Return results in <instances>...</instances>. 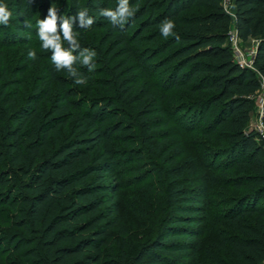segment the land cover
I'll return each mask as SVG.
<instances>
[{
  "label": "trees",
  "instance_id": "trees-1",
  "mask_svg": "<svg viewBox=\"0 0 264 264\" xmlns=\"http://www.w3.org/2000/svg\"><path fill=\"white\" fill-rule=\"evenodd\" d=\"M0 2L15 20L4 29L7 37L0 27L3 50L20 46L14 30L39 40L37 21L51 6L63 17L87 9L94 24L75 30L81 48H94L102 67L89 72L77 64L87 85L50 67L41 84L22 78L1 85L7 78L1 73L0 264H171L169 253H180L175 234L193 229L216 240L217 251L204 256L211 264H264V140L251 126L264 91V0H230L234 16L226 11L228 0H130L135 15L122 28L99 14L115 9L117 0ZM166 19L175 23L179 39L161 35ZM233 26L243 43L258 42L253 69L235 61ZM98 34V48L87 43ZM42 59L48 65L51 53H37L36 60ZM176 97L180 106H164ZM184 111L194 124V139L207 145L194 159L178 163L183 152L160 133L168 123L151 118L176 123ZM164 146L169 169L153 160ZM193 161L194 175L213 184H222L213 176L217 170L240 174L225 183L238 195L227 196L221 213L212 216L216 222L208 225L204 207L196 201L186 205L184 183ZM128 164H140L158 178L157 186L144 187L143 202L159 208L162 200L176 208L167 212L160 235L136 250L119 201L121 189L132 182L122 178ZM153 193L155 199L149 197Z\"/></svg>",
  "mask_w": 264,
  "mask_h": 264
},
{
  "label": "rangeland",
  "instance_id": "rangeland-1",
  "mask_svg": "<svg viewBox=\"0 0 264 264\" xmlns=\"http://www.w3.org/2000/svg\"><path fill=\"white\" fill-rule=\"evenodd\" d=\"M13 19L14 18H11L10 21L14 22L15 20ZM8 25H10V22ZM0 27H2L1 30L7 29L6 26L3 25H1ZM8 29L10 31L14 30L13 26H8ZM13 32L14 33L12 35H16L18 37V40H21V42H18L20 46L16 47L15 49H0V77L1 73L4 72L7 75V78L3 82H1V85L6 83V80L8 79L21 80L23 78L27 81L40 84L48 81V73L46 67L54 69V65L49 61L47 65V61L44 59H42L40 62H38L37 60H30L27 55L30 50H35L37 53H41L42 49L40 47V40H34V35L27 36L25 33L23 34L15 30ZM7 35V30H4L2 32V37H7ZM99 40L100 34H98V36L90 35L87 38V43L98 48ZM24 43L27 44L24 45ZM257 46L258 44L255 40H252L248 43H242V46L240 47V50L242 52V56L240 57L241 60L245 59L247 62H250L251 58H249V55H253V53L255 54L257 52ZM93 50L95 49L93 48ZM97 56L95 57L94 71L96 70L99 73L101 72L102 67L100 63L97 62ZM25 68H29V70H26L27 72H25L23 75L17 76L16 78L14 77V75L18 71H22ZM83 91L85 94L88 93L86 89H84ZM172 100L174 101L173 104L170 105L168 103H165L164 106L170 109L175 105L180 106V104L182 103L180 97H176ZM256 103L257 107L251 124L252 128L256 127V125L260 123V115L263 111L264 91L257 97ZM185 114L187 113L184 111L182 114L176 117L177 122H179L181 125H179L177 122L176 124L175 121L174 123H171L170 121H168L169 118H166L165 116L155 115L153 118H151L153 120L159 119L165 124L168 123V126L162 129L160 133H163L169 137L170 146H173L176 150L179 149L183 152L182 156L177 160L178 163H182L184 160L190 161V157L191 159H194V155L198 152H204L205 145H207L204 139H194V124L191 121H187V118L183 117ZM152 143H154L155 145V143L157 144L159 142L154 141ZM161 148L162 152H160V158L153 157V160L154 162L162 165L164 169H169L170 163L168 162L167 158H163V155H165L166 153V146ZM172 155L175 154L173 153ZM146 158L150 159L149 155L146 154ZM142 163H144V161H142ZM188 170L189 173L184 183L189 189V200L186 205L192 204L194 203V201H196L200 206L204 207L207 210V215L203 219L205 220L206 224L208 225L212 221L216 222L214 219H212V216H217L221 213V211L223 210V204L226 203L225 198L229 195H238V192L234 188L227 187L225 183L227 179H233L240 174H238V172L235 170H229L227 172L217 170L213 172V176L216 179H219L222 184H213L207 177V179H205L202 178L201 175H194V161L191 162ZM122 173V178L125 180L128 179L127 181H125V183H129V181H132L129 183L130 185L128 184L123 189H121L119 194V201L122 205V216L125 219V223L131 233L130 242L136 250V248L141 243L151 241L160 235V229L167 222V212L176 210V208L173 205L171 206L165 204V202L162 200L157 202L160 203L159 208L154 204L149 206L148 202H143L142 198L146 194V191L143 190L144 187L155 184L157 186L158 184V178L157 176L152 174L151 170L147 171L145 169H141L140 164L139 166H135V164H128L127 166H124V170ZM203 173L204 175H208V177L209 175H212L210 174L211 171L208 172L205 169L202 170V174ZM167 179L169 181L168 177H166V180ZM194 179L196 180V184L194 183ZM200 185H206L207 190H205L204 193L196 192L197 189H200ZM149 197L151 199H155L157 196L155 193H153V195H150ZM219 226L222 227V224L219 223ZM167 233L168 232H166L165 235L171 234ZM195 233L196 234H194L193 229L192 231L180 230V232L175 234L176 238H173V241L178 245L176 248L179 249L180 253H169L168 257L171 264H194V254H197V256L199 257V261H201L203 264H211V262L207 261L204 256L208 250H213L214 252L217 251V249L215 248L217 244L216 240L213 239L212 235H209L208 232L201 233L200 230L196 229Z\"/></svg>",
  "mask_w": 264,
  "mask_h": 264
},
{
  "label": "clouds",
  "instance_id": "clouds-1",
  "mask_svg": "<svg viewBox=\"0 0 264 264\" xmlns=\"http://www.w3.org/2000/svg\"><path fill=\"white\" fill-rule=\"evenodd\" d=\"M99 14L106 18L114 27H123L129 19L134 17L135 8L130 4V0H117V6L113 8L101 9ZM12 12L7 5L0 2V25L7 26L11 20ZM94 18L89 16L87 9H78L75 16L63 17L58 15V9L51 6L47 15L37 21V35L40 40V47L45 52L51 53V63L56 71H66L76 85H87L88 78L77 67V64L87 68L89 72L95 69V57L97 53L90 48H81L79 43V33L75 30L89 29L94 24ZM31 27L30 24L26 25ZM176 25L166 19L160 26V33L168 38L179 36L174 32ZM65 43L68 47H65ZM30 60L37 59L35 50L28 52Z\"/></svg>",
  "mask_w": 264,
  "mask_h": 264
},
{
  "label": "built area",
  "instance_id": "built-area-1",
  "mask_svg": "<svg viewBox=\"0 0 264 264\" xmlns=\"http://www.w3.org/2000/svg\"><path fill=\"white\" fill-rule=\"evenodd\" d=\"M225 8L228 14L234 16L235 11L233 10L234 7H233V4H231L230 0H228V2L226 3ZM229 43L232 47L236 63L242 68H249V69L252 68L253 69V61H254V58H255L254 56L256 53L255 54L253 53V55H249V58H251L250 62H247L245 59L241 60L240 57L242 56V52L240 50V47L242 46L243 42L238 38V34H237L235 27L231 29V32L229 34ZM262 115H263V111L260 115V123H258L256 127L252 129L258 132L260 136L262 137V139L264 140V125L262 122Z\"/></svg>",
  "mask_w": 264,
  "mask_h": 264
}]
</instances>
